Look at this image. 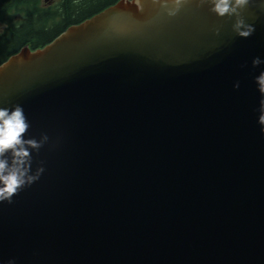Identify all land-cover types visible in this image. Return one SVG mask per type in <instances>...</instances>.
Wrapping results in <instances>:
<instances>
[{
    "label": "water",
    "instance_id": "water-1",
    "mask_svg": "<svg viewBox=\"0 0 264 264\" xmlns=\"http://www.w3.org/2000/svg\"><path fill=\"white\" fill-rule=\"evenodd\" d=\"M244 15L248 38L207 6L120 0L0 65V104L58 141L0 204V261L264 264V13Z\"/></svg>",
    "mask_w": 264,
    "mask_h": 264
},
{
    "label": "clouds",
    "instance_id": "clouds-1",
    "mask_svg": "<svg viewBox=\"0 0 264 264\" xmlns=\"http://www.w3.org/2000/svg\"><path fill=\"white\" fill-rule=\"evenodd\" d=\"M138 10H143L147 2L152 9L161 10L168 17L176 16L185 6L194 5L197 9L207 6L208 11L218 18L232 21L231 30L240 38H248L255 32V25L249 23L244 15L245 9L257 5L264 13V0H130ZM221 26L214 29L219 36ZM264 65V59L256 56L252 59L253 68ZM255 84L261 94L260 109L262 113L259 124L264 134V69L254 77ZM234 88L239 89L236 81ZM31 123L21 104H0V204L13 203V199L21 191L38 182L45 172L43 160L35 162L33 153L38 154L45 145L54 146L47 133L39 136L29 134ZM0 264H17L15 259H8Z\"/></svg>",
    "mask_w": 264,
    "mask_h": 264
},
{
    "label": "trees",
    "instance_id": "trees-1",
    "mask_svg": "<svg viewBox=\"0 0 264 264\" xmlns=\"http://www.w3.org/2000/svg\"><path fill=\"white\" fill-rule=\"evenodd\" d=\"M120 0H62L45 7L42 0H0V65L25 47H45ZM3 27V28H2Z\"/></svg>",
    "mask_w": 264,
    "mask_h": 264
},
{
    "label": "rangeland",
    "instance_id": "rangeland-1",
    "mask_svg": "<svg viewBox=\"0 0 264 264\" xmlns=\"http://www.w3.org/2000/svg\"><path fill=\"white\" fill-rule=\"evenodd\" d=\"M42 1L45 7H53V6H58L62 0H42Z\"/></svg>",
    "mask_w": 264,
    "mask_h": 264
}]
</instances>
